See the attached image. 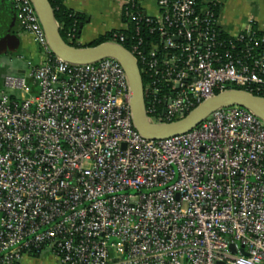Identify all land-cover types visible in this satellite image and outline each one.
Returning a JSON list of instances; mask_svg holds the SVG:
<instances>
[{
	"label": "built area",
	"instance_id": "2783aa9c",
	"mask_svg": "<svg viewBox=\"0 0 264 264\" xmlns=\"http://www.w3.org/2000/svg\"><path fill=\"white\" fill-rule=\"evenodd\" d=\"M9 1L44 62L0 88V264H264L262 121L234 106L147 140L122 66L60 60L31 0ZM141 1L120 0L135 42L124 47L125 23L106 43L136 61L153 126L237 88L264 99V53L250 28L221 30L224 0H156L155 17L130 11Z\"/></svg>",
	"mask_w": 264,
	"mask_h": 264
},
{
	"label": "crops",
	"instance_id": "0c3cea01",
	"mask_svg": "<svg viewBox=\"0 0 264 264\" xmlns=\"http://www.w3.org/2000/svg\"><path fill=\"white\" fill-rule=\"evenodd\" d=\"M152 3V4H151ZM64 6L84 18L77 43L87 48L97 38L110 32L126 30L120 0H64ZM141 8L147 16H157L156 0H142ZM150 7H153L151 11ZM221 30L229 35L244 32L253 24L264 39V0H224L219 12ZM0 88L5 76H24L26 63L40 65L44 56L31 37L22 32L9 0H0ZM37 89L32 88V93ZM20 264H58L49 254L25 256Z\"/></svg>",
	"mask_w": 264,
	"mask_h": 264
},
{
	"label": "water",
	"instance_id": "95a60500",
	"mask_svg": "<svg viewBox=\"0 0 264 264\" xmlns=\"http://www.w3.org/2000/svg\"><path fill=\"white\" fill-rule=\"evenodd\" d=\"M44 30L51 53L74 65H87L103 59H114L124 69L131 93L132 118L136 130L147 140H165L190 132L218 109L238 106L260 119L264 124V99L250 93L230 90L212 97L183 119L165 126H153L146 118L142 79L134 58L122 47L104 43L95 47L75 48L67 45L59 35V27L48 0H31ZM82 25H80V30ZM5 42L0 43V48Z\"/></svg>",
	"mask_w": 264,
	"mask_h": 264
},
{
	"label": "trees",
	"instance_id": "16d2710c",
	"mask_svg": "<svg viewBox=\"0 0 264 264\" xmlns=\"http://www.w3.org/2000/svg\"><path fill=\"white\" fill-rule=\"evenodd\" d=\"M51 9L53 11L54 19L56 23L58 24L59 27V35L61 39L70 44L72 47L75 48H82L79 44H77L75 41L79 37L80 33V25L83 26L84 24V18L78 14L75 13L71 10H68L64 6V0H48ZM221 6H217L215 9V14L217 15L219 13ZM131 12L138 14V16H141L143 14V10L137 6L134 5L132 9H130ZM124 23L127 24L128 30L124 32L125 36V42H124V47L126 49H129V45L135 42V21L129 20L126 17L122 18ZM141 27V32L145 35V30L143 26ZM250 32L253 34V38H255L258 42V46L252 50V56H258L262 53H264V44L261 43L260 41L263 39L262 35L257 31L255 25L250 26ZM115 33H118L117 31L107 33L103 36H100L97 38L93 43L89 45V47H95L100 44H104L108 42L111 38V36ZM71 35L73 36V41L69 42L68 41V36ZM220 39L221 40H226L227 37L223 35L222 33L220 34ZM237 90H243L242 88H237Z\"/></svg>",
	"mask_w": 264,
	"mask_h": 264
},
{
	"label": "rangeland",
	"instance_id": "374dc122",
	"mask_svg": "<svg viewBox=\"0 0 264 264\" xmlns=\"http://www.w3.org/2000/svg\"><path fill=\"white\" fill-rule=\"evenodd\" d=\"M150 2H154V0H150ZM152 4V3H151ZM153 9V7H150V10L149 11H151Z\"/></svg>",
	"mask_w": 264,
	"mask_h": 264
}]
</instances>
